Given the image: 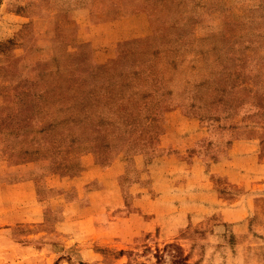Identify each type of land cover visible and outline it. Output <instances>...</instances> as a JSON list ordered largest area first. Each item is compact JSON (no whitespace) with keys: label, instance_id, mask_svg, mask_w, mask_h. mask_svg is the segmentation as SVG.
<instances>
[{"label":"rangeland","instance_id":"374dc122","mask_svg":"<svg viewBox=\"0 0 264 264\" xmlns=\"http://www.w3.org/2000/svg\"><path fill=\"white\" fill-rule=\"evenodd\" d=\"M201 135L211 167L180 165ZM2 179L46 215L0 264H264V0H0Z\"/></svg>","mask_w":264,"mask_h":264},{"label":"crops","instance_id":"0c3cea01","mask_svg":"<svg viewBox=\"0 0 264 264\" xmlns=\"http://www.w3.org/2000/svg\"><path fill=\"white\" fill-rule=\"evenodd\" d=\"M209 145V141L207 142ZM205 144L204 137L196 136L194 139L190 142H181V144L177 147H172L168 144V150H171V155L175 156L180 161V165H184L183 163H186L188 166L196 169L197 171H205V169H208L211 167V164L209 163L208 159V148ZM232 144L229 145V147L226 145L225 148L223 147L222 150H218V146H212V149L216 152H223V154L226 153H232L235 148H232ZM215 164V162H214ZM124 167V166H123ZM123 170L117 171L116 169H112V171L108 175V179L110 183L118 188H123L122 190L126 191L129 189L134 197L133 205L136 203V199L143 197L146 199H152L156 195V183L154 182L152 176L150 173H148V176L141 175L137 179L133 181V184L130 188L127 187L126 184H124L125 176H121L123 174ZM224 174H227L226 172H223ZM219 169L214 170L210 169L208 174L209 181L211 182L214 189H217L219 192V195L221 196V190L217 188L216 185V179L219 177L225 176ZM228 175V174H227ZM226 175V176H227ZM230 179V176H227ZM231 180V179H230ZM236 181V180H235ZM235 181L232 184L234 186L238 185ZM20 186L24 189L22 191L23 197L27 195L25 193V190L30 187V182L27 179L26 181H21L19 183ZM9 191V183L7 180L2 179L0 180V197H2V205L0 206V231L7 232V230H10L14 228L17 224L22 223H28V222H36L37 220L42 218V220L45 218L46 215V209L43 206V201H39V199H35L32 201V203H28L25 198L20 197V203H14L13 201H18L15 198H12L10 196ZM124 191V192H125ZM91 193V192H90ZM243 194V193H239ZM247 195L246 193H244ZM241 195H235V197H229L226 198L224 196L223 200H221L222 204L227 205L228 207L231 206L233 208V219H240L243 220V214L250 210V208L253 207V203L251 200V197L243 196V198H239ZM38 203V207L36 206ZM36 204V205H35ZM40 204V205H39ZM42 206V208L39 209V207ZM122 206H126L125 200L122 202ZM106 210H110V207L107 205ZM205 219V216L203 217ZM200 219V220H203ZM66 219V218H65ZM64 219V220H65ZM198 221H196L197 224Z\"/></svg>","mask_w":264,"mask_h":264}]
</instances>
